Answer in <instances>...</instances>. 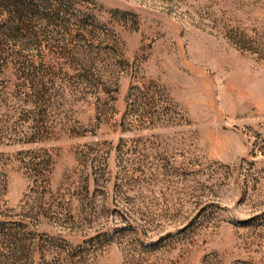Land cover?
Here are the masks:
<instances>
[{"label":"rangeland","instance_id":"374dc122","mask_svg":"<svg viewBox=\"0 0 264 264\" xmlns=\"http://www.w3.org/2000/svg\"><path fill=\"white\" fill-rule=\"evenodd\" d=\"M86 1L109 42L65 74L108 93L0 142V211L88 264H264V0Z\"/></svg>","mask_w":264,"mask_h":264},{"label":"trees","instance_id":"16d2710c","mask_svg":"<svg viewBox=\"0 0 264 264\" xmlns=\"http://www.w3.org/2000/svg\"><path fill=\"white\" fill-rule=\"evenodd\" d=\"M86 2L0 0V142L48 139L65 118L63 108L68 102L74 104L90 96L97 99V92L108 93L103 81H98L90 69L75 76L65 74V65L78 64L79 59L93 68L97 41L109 42L108 31L98 27ZM69 44H73L71 49ZM113 44L99 50L114 49ZM45 52L54 56V63H45ZM136 90L135 101H139L144 92ZM25 153L29 152L17 155ZM2 159L0 155V196L7 184ZM21 162L30 168L27 165L31 164ZM14 217L0 211V264L89 263L86 248L71 249L63 240L47 247L43 243L46 240L37 241L38 235L30 230L38 225V219L28 215V220L17 221ZM50 252L54 256L46 263Z\"/></svg>","mask_w":264,"mask_h":264}]
</instances>
